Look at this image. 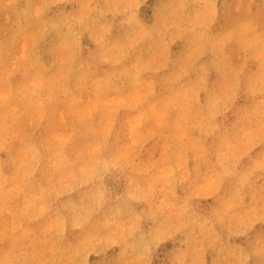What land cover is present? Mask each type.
I'll return each mask as SVG.
<instances>
[{
    "label": "rangeland",
    "instance_id": "374dc122",
    "mask_svg": "<svg viewBox=\"0 0 264 264\" xmlns=\"http://www.w3.org/2000/svg\"><path fill=\"white\" fill-rule=\"evenodd\" d=\"M0 264H264V0H0Z\"/></svg>",
    "mask_w": 264,
    "mask_h": 264
}]
</instances>
